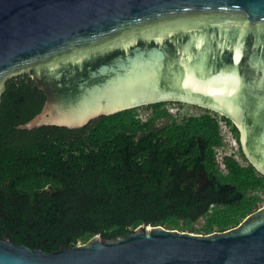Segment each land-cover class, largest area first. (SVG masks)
<instances>
[{
	"label": "water",
	"instance_id": "obj_1",
	"mask_svg": "<svg viewBox=\"0 0 264 264\" xmlns=\"http://www.w3.org/2000/svg\"><path fill=\"white\" fill-rule=\"evenodd\" d=\"M23 72L46 100L20 128L179 101L231 120L264 174V0H0V99ZM0 264H264V205L211 233L144 220L52 251L4 235Z\"/></svg>",
	"mask_w": 264,
	"mask_h": 264
},
{
	"label": "trees",
	"instance_id": "obj_2",
	"mask_svg": "<svg viewBox=\"0 0 264 264\" xmlns=\"http://www.w3.org/2000/svg\"><path fill=\"white\" fill-rule=\"evenodd\" d=\"M45 92L27 72L0 99V236L52 251L152 225L198 233L236 226L264 204V174L244 157L238 130L205 109L172 113L165 102L100 115L83 126L20 128ZM149 110L140 116L139 108ZM221 122L239 144L224 145ZM202 219L198 226L194 224Z\"/></svg>",
	"mask_w": 264,
	"mask_h": 264
},
{
	"label": "rangeland",
	"instance_id": "obj_3",
	"mask_svg": "<svg viewBox=\"0 0 264 264\" xmlns=\"http://www.w3.org/2000/svg\"><path fill=\"white\" fill-rule=\"evenodd\" d=\"M169 109L171 110V112L173 113H177L178 112V117L182 116L183 114H198L202 111H204V109L196 107V106H191L188 104H178V103H174V104H168ZM139 112H140V116L142 118L147 117L149 110L144 108V107H140L139 108ZM224 147H222L223 149L221 150V148L219 149V154L222 155L224 152L226 153H232L234 154L241 163H246L247 161L240 155L239 153V144L236 140V138H231L228 137L226 135H224ZM264 205V204H263ZM202 219H200L198 222H196L194 225L198 226L200 223H202Z\"/></svg>",
	"mask_w": 264,
	"mask_h": 264
},
{
	"label": "built area",
	"instance_id": "obj_4",
	"mask_svg": "<svg viewBox=\"0 0 264 264\" xmlns=\"http://www.w3.org/2000/svg\"><path fill=\"white\" fill-rule=\"evenodd\" d=\"M170 110V109H169ZM171 111V110H170ZM173 113V112H172ZM221 129H222V134H223V136L224 135H226V136H228V137H231V138H234V135H233V133L231 132V130H230V128L225 124V123H223V122H221ZM222 147H224V146H222ZM222 147H220L221 148V150L223 149ZM220 148H218V154H219V149ZM224 153H226V152H224ZM228 154H231V153H228ZM220 155V154H219Z\"/></svg>",
	"mask_w": 264,
	"mask_h": 264
},
{
	"label": "flooded vegetation",
	"instance_id": "obj_5",
	"mask_svg": "<svg viewBox=\"0 0 264 264\" xmlns=\"http://www.w3.org/2000/svg\"><path fill=\"white\" fill-rule=\"evenodd\" d=\"M165 102V104H166V106H168V104H174V103H178V104H187V103H183V102H179V101H164ZM188 105H191V106H196V107H199V108H202V109H204L205 110V108H203V107H200V106H197V105H193V104H188ZM208 110V109H207ZM222 116V115H221ZM232 122V121H231ZM233 123V122H232ZM234 124V123H233ZM234 126H235V124H234ZM236 127V126H235ZM238 135L240 136V133H239V131H238ZM245 157V156H244Z\"/></svg>",
	"mask_w": 264,
	"mask_h": 264
}]
</instances>
